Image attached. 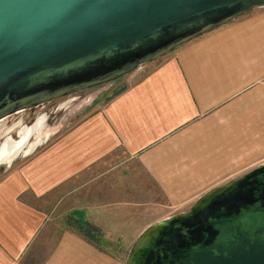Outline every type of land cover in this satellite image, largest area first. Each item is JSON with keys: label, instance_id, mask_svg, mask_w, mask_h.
I'll return each mask as SVG.
<instances>
[{"label": "crops", "instance_id": "1", "mask_svg": "<svg viewBox=\"0 0 264 264\" xmlns=\"http://www.w3.org/2000/svg\"><path fill=\"white\" fill-rule=\"evenodd\" d=\"M143 67L0 180V264H24L48 199L63 228L39 264H125L151 223L264 163V8Z\"/></svg>", "mask_w": 264, "mask_h": 264}, {"label": "water", "instance_id": "2", "mask_svg": "<svg viewBox=\"0 0 264 264\" xmlns=\"http://www.w3.org/2000/svg\"><path fill=\"white\" fill-rule=\"evenodd\" d=\"M260 8L264 0H0V121L123 78ZM125 264H264V163L149 225Z\"/></svg>", "mask_w": 264, "mask_h": 264}, {"label": "rangeland", "instance_id": "3", "mask_svg": "<svg viewBox=\"0 0 264 264\" xmlns=\"http://www.w3.org/2000/svg\"><path fill=\"white\" fill-rule=\"evenodd\" d=\"M170 53L157 59L154 62L149 63L148 65L146 64L143 67V71H145L146 69H152L154 65L159 62H162L166 57L170 55ZM123 85L124 78H120L116 81L89 88L81 92H77L66 97L47 102L43 105L36 106L34 108L22 110L0 121V144L2 143V141H4L7 135H11L15 139L20 138V136L22 135V131L38 120L42 121L41 130L34 132L29 137L28 142H35V140H37V137L44 138V141L40 143L39 146L32 153L25 156L20 155L13 161L10 166L7 164H0V180L4 178V176H6L8 172H10V170L16 168L21 164L23 165L26 161L32 158L33 155L43 150L46 146L55 141L56 138L66 133L68 130L74 127L75 124L83 120L90 113L98 110L100 107L105 105L110 99V97L115 93V91L122 88ZM41 140L42 139H40V142ZM132 178L134 179L135 183L139 182L138 180L140 179L142 185H151L150 179H148V177H141L137 174V176H134ZM151 186L152 187L150 188L152 189L153 193L158 196L159 194L158 190H156V186ZM157 196L156 200H159L160 195L158 197ZM52 201L54 200L48 199L47 202L44 203L46 207L50 208L52 217L50 216V219L48 220L45 228L42 230L38 239L32 246V250L30 249L28 255L25 256L24 264H39L44 259L46 254L50 251V249L53 247L58 234L62 231L63 225L60 226L58 223H55L57 221L56 217L58 203H53ZM150 204L155 205V203ZM190 206L187 205L175 208L174 213H172V215L187 210ZM53 216H55V218H53ZM149 221H152L150 217ZM132 246H129L127 248L128 254ZM127 257L128 255L125 256L126 260Z\"/></svg>", "mask_w": 264, "mask_h": 264}, {"label": "bare ground", "instance_id": "4", "mask_svg": "<svg viewBox=\"0 0 264 264\" xmlns=\"http://www.w3.org/2000/svg\"><path fill=\"white\" fill-rule=\"evenodd\" d=\"M40 120L34 122L32 125H29L24 129V136L19 139L13 138L11 135H8L4 141L0 144V164L11 165L13 161L19 157L22 153L23 155H28L32 153L36 146L42 143L44 140H35V142H28L29 137L36 131L41 129ZM27 148V149H26Z\"/></svg>", "mask_w": 264, "mask_h": 264}, {"label": "trees", "instance_id": "5", "mask_svg": "<svg viewBox=\"0 0 264 264\" xmlns=\"http://www.w3.org/2000/svg\"><path fill=\"white\" fill-rule=\"evenodd\" d=\"M124 89H125V87L123 86V87L120 88L119 90L115 91V93L110 97V99H109L108 101H110L113 97H115L116 95H118L119 93H121ZM81 226H82L83 231H84L85 233L89 232L88 229H87L85 226H83V225H81ZM88 228H89V227H88ZM89 234H90V233H89Z\"/></svg>", "mask_w": 264, "mask_h": 264}, {"label": "flooded vegetation", "instance_id": "6", "mask_svg": "<svg viewBox=\"0 0 264 264\" xmlns=\"http://www.w3.org/2000/svg\"><path fill=\"white\" fill-rule=\"evenodd\" d=\"M43 105V104H42ZM41 130V129H40ZM24 131V130H23ZM23 131H22V135L21 136H24V133H23ZM37 132V131H36ZM42 135V134H41ZM8 136V135H7ZM20 136V137H21ZM16 139H19V138H16ZM40 139H42V140H44V138H41V137H37V140H40ZM36 140V141H37ZM27 149V148H26ZM21 155H23V153L21 154ZM8 165V164H7ZM10 166V165H9Z\"/></svg>", "mask_w": 264, "mask_h": 264}, {"label": "built area", "instance_id": "7", "mask_svg": "<svg viewBox=\"0 0 264 264\" xmlns=\"http://www.w3.org/2000/svg\"><path fill=\"white\" fill-rule=\"evenodd\" d=\"M144 65L140 66L139 68H142Z\"/></svg>", "mask_w": 264, "mask_h": 264}]
</instances>
